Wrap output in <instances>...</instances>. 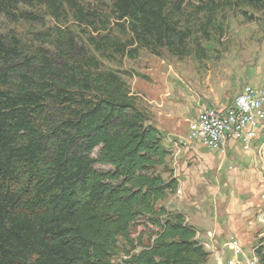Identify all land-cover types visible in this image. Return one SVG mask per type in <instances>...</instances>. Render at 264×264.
<instances>
[{
    "label": "trees",
    "instance_id": "trees-1",
    "mask_svg": "<svg viewBox=\"0 0 264 264\" xmlns=\"http://www.w3.org/2000/svg\"><path fill=\"white\" fill-rule=\"evenodd\" d=\"M232 2L111 0L106 21L78 0H0L8 17L35 20L25 6L58 24L33 45L0 34V264H209L196 228L160 205L178 190L162 132L107 64L185 56L199 17Z\"/></svg>",
    "mask_w": 264,
    "mask_h": 264
},
{
    "label": "rangeland",
    "instance_id": "rangeland-1",
    "mask_svg": "<svg viewBox=\"0 0 264 264\" xmlns=\"http://www.w3.org/2000/svg\"><path fill=\"white\" fill-rule=\"evenodd\" d=\"M189 1L197 4L208 0ZM232 1L231 5L211 17H199L196 31L202 29V32H196L190 40L187 55L176 57L165 50L159 57L142 49L135 59L125 57L119 67L107 64L108 68L126 71L130 75L125 79L152 122L157 126L158 117L164 121L160 124V131L166 147L172 152L168 166H176L181 173L192 174L193 184L189 193L199 199H216L215 186L226 188L228 193V188L233 187L231 195L249 197L248 181L264 185V150L244 152L239 145L232 150H212L189 137L204 109L229 105L246 85L264 89V3L260 0ZM78 2L86 10L100 13L104 20H109L111 0ZM250 4H256L258 8H252ZM20 10L33 14L35 20L26 22L0 12L1 35H16L25 44L33 45L34 34H50L57 28L56 20L43 9L21 6ZM67 21L69 29L85 42L84 27H80L72 16ZM146 93H156V115L146 101ZM233 183L244 188L232 186ZM181 190L183 194L187 191L185 188ZM255 213V217H249L257 231L254 234L253 230L251 245L245 246L234 234L249 258L253 250L264 245V225L256 220V215H260L258 209ZM142 222L138 221L134 231L145 229ZM149 233L147 231L145 242Z\"/></svg>",
    "mask_w": 264,
    "mask_h": 264
},
{
    "label": "crops",
    "instance_id": "crops-1",
    "mask_svg": "<svg viewBox=\"0 0 264 264\" xmlns=\"http://www.w3.org/2000/svg\"><path fill=\"white\" fill-rule=\"evenodd\" d=\"M146 96V101L153 107L156 115V93H146ZM157 119V126L160 129V124L164 121L162 122L160 117ZM222 155L220 153L221 157ZM170 169L173 170L174 177L178 180V189L185 188L187 191L183 194L181 190L182 195H178L177 192L170 194L160 205L184 214L187 222L196 228L197 240L209 253V264H227L230 255L224 254L223 250L230 234L237 235L245 246L251 245L253 230H255L254 234L257 231L253 226L254 223L249 222V217H255L257 209L258 213L260 212L259 217L264 214V185L260 186L257 182L248 181L249 197L233 195V193L231 195L233 187L228 188L230 190L228 193L226 188L215 186L213 191L217 195L216 199H199L192 197L189 193L193 184L192 174L181 173L176 166ZM232 186L244 188L243 185H235V183ZM252 213L254 214L251 215ZM257 215L256 220H258Z\"/></svg>",
    "mask_w": 264,
    "mask_h": 264
},
{
    "label": "built area",
    "instance_id": "built-area-1",
    "mask_svg": "<svg viewBox=\"0 0 264 264\" xmlns=\"http://www.w3.org/2000/svg\"><path fill=\"white\" fill-rule=\"evenodd\" d=\"M245 133L254 134L252 146L244 145ZM261 135H264V89L246 85L229 105L204 109L189 137L212 150H232L239 145L242 151L253 152ZM257 219L264 225V217L258 214ZM223 253L230 255L227 264H259L257 248L253 250L251 258L247 257L244 247L234 234L228 236Z\"/></svg>",
    "mask_w": 264,
    "mask_h": 264
},
{
    "label": "bare ground",
    "instance_id": "bare-ground-1",
    "mask_svg": "<svg viewBox=\"0 0 264 264\" xmlns=\"http://www.w3.org/2000/svg\"><path fill=\"white\" fill-rule=\"evenodd\" d=\"M254 142V134L253 133H245L244 135V145L245 146H252ZM264 150V135H261L260 141L258 142L257 146H254V150ZM259 151V150H258ZM262 153V152H261ZM178 193H182L181 190H178ZM261 217H264V214L261 215ZM261 251V253H264V245L258 246L257 251Z\"/></svg>",
    "mask_w": 264,
    "mask_h": 264
}]
</instances>
